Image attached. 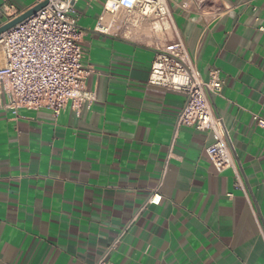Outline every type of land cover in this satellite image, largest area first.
<instances>
[{
    "label": "crops",
    "instance_id": "1",
    "mask_svg": "<svg viewBox=\"0 0 264 264\" xmlns=\"http://www.w3.org/2000/svg\"><path fill=\"white\" fill-rule=\"evenodd\" d=\"M39 0H0V25ZM162 29L127 27L105 0H79L86 88L77 113L20 108L0 94V264H264V0H168ZM104 16L110 33L95 31ZM132 25V26H131ZM182 39L213 95L247 194L219 173L210 131L182 127L186 94L149 82L157 45ZM158 189V204L147 202ZM231 194V195H230ZM136 217V218H134Z\"/></svg>",
    "mask_w": 264,
    "mask_h": 264
},
{
    "label": "built area",
    "instance_id": "2",
    "mask_svg": "<svg viewBox=\"0 0 264 264\" xmlns=\"http://www.w3.org/2000/svg\"><path fill=\"white\" fill-rule=\"evenodd\" d=\"M78 2L49 0L36 13L0 34V94L3 90L8 94V105L14 113L20 108H47L57 116L69 101L80 113L83 106L90 108L96 100V93L86 88V78L92 69L84 62L83 34L76 15ZM104 9L112 16L122 14L127 25L148 21L153 28L159 29L171 15L168 0H105ZM259 29L264 32V24ZM95 31L110 33L111 22L101 16ZM149 82L184 92L187 96L176 119L163 175L173 155L178 131L182 127H193L212 133L214 142L206 151L213 166L219 173L233 168L237 188L247 194L223 118L216 113L212 102V96L220 95L224 85L219 69L211 68L208 80H203L184 41L178 38L155 47ZM253 118L257 125L264 127L263 115L253 113ZM160 199L157 189L147 202L158 204ZM132 222L125 226L95 264H110V252L116 248Z\"/></svg>",
    "mask_w": 264,
    "mask_h": 264
},
{
    "label": "water",
    "instance_id": "3",
    "mask_svg": "<svg viewBox=\"0 0 264 264\" xmlns=\"http://www.w3.org/2000/svg\"><path fill=\"white\" fill-rule=\"evenodd\" d=\"M48 3H49V0H44V1H42V2H40L38 4H36V5H33L32 7H30L29 9H27L26 11H24L23 13L18 15L17 17L9 20L8 22L4 23L3 25H0V34L5 32L6 30L10 29L11 27L16 25L17 23L25 20L29 16L33 15L38 10H40L41 8L46 6Z\"/></svg>",
    "mask_w": 264,
    "mask_h": 264
},
{
    "label": "rangeland",
    "instance_id": "4",
    "mask_svg": "<svg viewBox=\"0 0 264 264\" xmlns=\"http://www.w3.org/2000/svg\"><path fill=\"white\" fill-rule=\"evenodd\" d=\"M130 25V24H129ZM129 25H127L128 27H129ZM139 24H137V26H138ZM132 26V25H131Z\"/></svg>",
    "mask_w": 264,
    "mask_h": 264
},
{
    "label": "bare ground",
    "instance_id": "5",
    "mask_svg": "<svg viewBox=\"0 0 264 264\" xmlns=\"http://www.w3.org/2000/svg\"><path fill=\"white\" fill-rule=\"evenodd\" d=\"M107 13H110V14H111V12H110V11H108Z\"/></svg>",
    "mask_w": 264,
    "mask_h": 264
}]
</instances>
